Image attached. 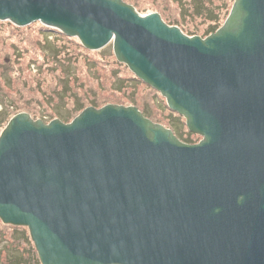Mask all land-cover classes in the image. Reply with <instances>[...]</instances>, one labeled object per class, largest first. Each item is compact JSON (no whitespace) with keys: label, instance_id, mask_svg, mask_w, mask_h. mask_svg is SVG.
Returning <instances> with one entry per match:
<instances>
[{"label":"water","instance_id":"1","mask_svg":"<svg viewBox=\"0 0 264 264\" xmlns=\"http://www.w3.org/2000/svg\"><path fill=\"white\" fill-rule=\"evenodd\" d=\"M231 6L201 38L123 0H0V20L112 42L202 137L183 142L132 105L69 123L14 115L0 219L29 230L41 264H264V0Z\"/></svg>","mask_w":264,"mask_h":264},{"label":"rangeland","instance_id":"2","mask_svg":"<svg viewBox=\"0 0 264 264\" xmlns=\"http://www.w3.org/2000/svg\"><path fill=\"white\" fill-rule=\"evenodd\" d=\"M123 1L142 16L159 12L167 25L202 38L210 34L209 27L223 25L234 0ZM134 76L116 59L111 43L88 49L79 38L38 20L21 27L0 20V133L19 113L45 123L54 119L69 123L80 108L127 104L169 127L181 141L196 144L202 137L188 131L184 118L169 110L159 91ZM27 236L26 227L0 219V264H22V258L27 264H41ZM6 256L18 258L2 263Z\"/></svg>","mask_w":264,"mask_h":264},{"label":"bare ground","instance_id":"3","mask_svg":"<svg viewBox=\"0 0 264 264\" xmlns=\"http://www.w3.org/2000/svg\"><path fill=\"white\" fill-rule=\"evenodd\" d=\"M9 21V20H8ZM33 22V21H32ZM40 22V21H39ZM13 23V22H12ZM14 24V23H13ZM31 24V23H30ZM28 25V24H27ZM109 43H111L112 44V42H109ZM134 74V73H133ZM135 78H138L137 76H134ZM139 79V78H138ZM117 105H119V104H117ZM93 107H95L94 105H92ZM92 106H88V107H92ZM105 106V105H104ZM103 106V107H104ZM121 106H123V107H125L126 108V106H129V105H123V104H121ZM133 106V105H132ZM136 107V106H135ZM85 108H87V107H85ZM96 108V107H95ZM137 108V107H136ZM84 109V108H83ZM82 109V110H83ZM139 110V109H138ZM170 110V109H169ZM174 112H176L175 110H173ZM139 112H141L142 114H143V116L146 118V119H150V121L152 122V123H155V124H159V125H163L165 128H169V127H167L166 125H164L163 123H160V122H157V121H155L154 119H151L150 117H147V115H145V113L143 112V111H141V110H139ZM80 113V112H79ZM35 122H36V120H38L37 118L35 119V118H33V116H31V115H29ZM183 117V116H182ZM184 118V117H183ZM72 120V119H71ZM70 120V121H71ZM39 121V120H38ZM184 121H185V118H184ZM186 123V122H185ZM100 124V125H99ZM98 125L100 126V127H102L103 129L107 126L108 127V125H105V124H103V122H100ZM39 126V124L37 123L36 124V126ZM170 129V128H169ZM171 130V129H170ZM172 132H173V130H172ZM174 133V132H173ZM28 234H29V230H28ZM27 238L29 239L28 241L30 242V241H32V239H31V237H30V235H29V237L27 236ZM18 241V240H17ZM32 243H33V247H34V249H35V245H34V241H32ZM35 252H36V249H35Z\"/></svg>","mask_w":264,"mask_h":264},{"label":"flooded vegetation","instance_id":"4","mask_svg":"<svg viewBox=\"0 0 264 264\" xmlns=\"http://www.w3.org/2000/svg\"><path fill=\"white\" fill-rule=\"evenodd\" d=\"M20 251H22V250H20ZM22 252H24V250L22 251ZM9 255H14V253L12 254V252H10V253H8ZM7 253H6V255H8ZM22 256H24V254L22 255ZM22 256L20 257V259L22 258ZM9 258H12V260L13 261H15V259L16 258H18L17 256H15V257H11V256H9V257H7L6 256V259L2 262V263H6L8 260H9ZM19 259V260H20ZM23 259V258H22ZM25 259V258H24ZM7 260V261H6ZM26 260V259H25ZM14 263V262H13ZM13 263H10V264H13ZM9 264V263H8ZM22 264H27V263H25L24 261L22 262Z\"/></svg>","mask_w":264,"mask_h":264},{"label":"trees","instance_id":"5","mask_svg":"<svg viewBox=\"0 0 264 264\" xmlns=\"http://www.w3.org/2000/svg\"><path fill=\"white\" fill-rule=\"evenodd\" d=\"M217 29V27H209V30H211V32L210 33H213V31H215ZM124 66V65H123ZM137 79V78H136ZM133 101V100H132ZM134 102V101H133ZM83 108H80V109H78L77 111L78 112H81V110H82ZM145 113V112H144ZM146 115V114H145ZM150 117V116H149ZM24 240H25V238H24ZM24 242V241H23ZM21 260H24L25 261V259L23 258V259H21ZM21 262V261H20ZM23 262V261H22ZM25 262H27V261H25ZM29 263V262H28ZM19 264H21V263H19ZM30 264V263H29Z\"/></svg>","mask_w":264,"mask_h":264}]
</instances>
